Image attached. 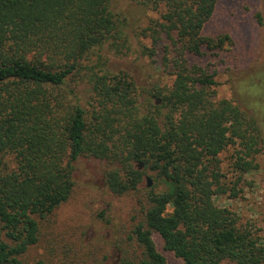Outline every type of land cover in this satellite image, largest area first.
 Segmentation results:
<instances>
[{"label": "trees", "instance_id": "1", "mask_svg": "<svg viewBox=\"0 0 264 264\" xmlns=\"http://www.w3.org/2000/svg\"><path fill=\"white\" fill-rule=\"evenodd\" d=\"M129 1L157 15L137 33L151 43L141 52L162 48L173 78L145 99L128 74L89 66L103 49L131 51L110 0H0V264H22L40 223L71 198L84 156L119 164L105 175L111 194L138 195L119 264H165L153 236L182 264H264V239L213 204L225 194L220 154L235 149L240 175L256 169L264 121L246 108L264 115L253 92L264 79L244 80L250 99L234 104L215 98L213 72L189 62L231 44L202 34L217 0ZM146 173L154 184L140 189Z\"/></svg>", "mask_w": 264, "mask_h": 264}, {"label": "rangeland", "instance_id": "2", "mask_svg": "<svg viewBox=\"0 0 264 264\" xmlns=\"http://www.w3.org/2000/svg\"><path fill=\"white\" fill-rule=\"evenodd\" d=\"M110 2L112 11L125 20L131 51L125 56H116L103 49L99 52L101 58L92 57L89 66L128 74L137 86L140 99L147 98L155 85L169 87L173 78L163 69V49L152 58L143 55L141 51L144 47L150 49L151 43L137 36L139 29L157 15L129 0ZM202 34L208 37L227 34L231 44L215 56L204 53L201 57H189V62L214 73L216 99L234 104H241V96L249 100L243 93V81L249 76H254V83L258 78L264 79V73L259 74L264 72V0H217L215 13ZM253 92L263 96L264 87ZM258 107L262 106L258 104ZM246 111L256 113L260 123L264 121L260 109L251 107ZM234 157L235 149L231 147L218 157L225 194L215 196L213 204L236 213L240 225L249 223L252 231L264 239V148L255 157L256 169L247 174L240 175L234 169ZM112 166L120 167L91 156L80 157L73 164L71 198L40 223L38 241L21 257L22 264H119L139 204L137 194L110 193L105 175ZM133 166L141 169L138 163ZM147 179L151 186L154 184L150 173H146L140 189L147 188ZM233 191L237 192L236 196ZM153 240L165 257V264H182L171 253L163 251L157 236Z\"/></svg>", "mask_w": 264, "mask_h": 264}, {"label": "water", "instance_id": "3", "mask_svg": "<svg viewBox=\"0 0 264 264\" xmlns=\"http://www.w3.org/2000/svg\"><path fill=\"white\" fill-rule=\"evenodd\" d=\"M139 167H141V165H139ZM150 186V181L147 179V187Z\"/></svg>", "mask_w": 264, "mask_h": 264}]
</instances>
